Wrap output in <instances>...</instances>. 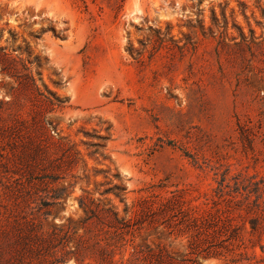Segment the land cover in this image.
Here are the masks:
<instances>
[{
  "label": "rangeland",
  "instance_id": "rangeland-1",
  "mask_svg": "<svg viewBox=\"0 0 264 264\" xmlns=\"http://www.w3.org/2000/svg\"><path fill=\"white\" fill-rule=\"evenodd\" d=\"M173 196L126 256L264 264V0H0V264L25 213L47 231L82 199L132 219ZM207 210L227 223L204 240L185 219Z\"/></svg>",
  "mask_w": 264,
  "mask_h": 264
},
{
  "label": "trees",
  "instance_id": "trees-1",
  "mask_svg": "<svg viewBox=\"0 0 264 264\" xmlns=\"http://www.w3.org/2000/svg\"><path fill=\"white\" fill-rule=\"evenodd\" d=\"M257 188L256 192H259L260 189ZM64 196V193L58 192L55 199L59 201ZM80 204L84 210L82 218L47 231L43 228L41 219L42 216L47 217L50 214L48 211H39L37 215L33 211L25 213V228H21L23 231L17 233L13 231L12 243L20 247L19 262L21 261L22 264L33 262L34 264H62L74 259L78 263L88 261L90 264L172 263L162 251L156 252L147 247L140 250L135 248L128 256L124 252L129 243L127 228L132 226V221H140L146 217L155 220L154 217L160 213L171 214L183 210L178 197H167L160 201L145 198L141 200L140 208L134 211L132 219H119L116 212L100 208L99 205L94 207L92 201L82 199ZM184 212L185 210L181 211V213ZM185 220L203 229L206 235L204 240H207L210 234L214 236L222 224L225 229L227 223L221 214L211 210L198 216L189 217L187 215ZM17 223L20 227L24 226L19 221ZM117 255L121 257L117 258Z\"/></svg>",
  "mask_w": 264,
  "mask_h": 264
}]
</instances>
